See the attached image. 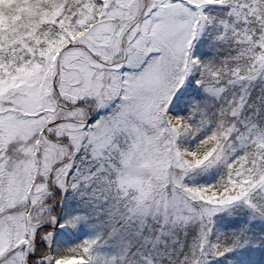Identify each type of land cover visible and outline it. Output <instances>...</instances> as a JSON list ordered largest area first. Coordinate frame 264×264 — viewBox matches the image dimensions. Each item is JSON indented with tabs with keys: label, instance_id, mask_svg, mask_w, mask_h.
I'll return each mask as SVG.
<instances>
[{
	"label": "snow or ice",
	"instance_id": "1",
	"mask_svg": "<svg viewBox=\"0 0 264 264\" xmlns=\"http://www.w3.org/2000/svg\"><path fill=\"white\" fill-rule=\"evenodd\" d=\"M0 264H264V0H0Z\"/></svg>",
	"mask_w": 264,
	"mask_h": 264
}]
</instances>
